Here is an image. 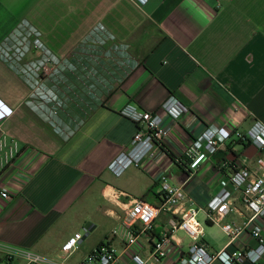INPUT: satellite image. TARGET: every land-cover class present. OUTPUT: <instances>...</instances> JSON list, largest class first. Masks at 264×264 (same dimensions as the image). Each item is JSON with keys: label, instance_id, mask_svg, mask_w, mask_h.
Listing matches in <instances>:
<instances>
[{"label": "crops", "instance_id": "obj_1", "mask_svg": "<svg viewBox=\"0 0 264 264\" xmlns=\"http://www.w3.org/2000/svg\"><path fill=\"white\" fill-rule=\"evenodd\" d=\"M23 22L41 33L45 54L32 58L50 56L58 70L54 80L60 81L74 53L96 55L99 64L88 70L95 75H67V111L54 124L32 106L29 83L0 56V104L10 110L1 124L22 148L13 166H0V184L11 193L9 200L0 199V243L61 259L63 243L82 231L66 264H79L102 245L114 248L124 264H135L112 229L125 219L132 199L158 205L164 198L161 177L167 175L201 208L202 240L210 251L223 250L229 237L210 222L208 203L233 164L254 169L261 150L252 143L230 144L191 173L185 149L208 126L245 131L256 120L264 123V0H150L145 6L135 0H0V43ZM173 95L190 112L175 123L165 115L173 132L155 157L113 174L109 163L129 147L137 129L119 110L133 103L160 111ZM234 196V209L222 223L245 220L240 192ZM170 219L161 211L133 248L146 264H181L188 251L192 238L178 229L167 256L152 255ZM258 224L264 235V217ZM257 243L249 228L227 250ZM255 264H264V256Z\"/></svg>", "mask_w": 264, "mask_h": 264}, {"label": "built area", "instance_id": "obj_2", "mask_svg": "<svg viewBox=\"0 0 264 264\" xmlns=\"http://www.w3.org/2000/svg\"><path fill=\"white\" fill-rule=\"evenodd\" d=\"M140 6H145L150 0H135ZM46 46L41 33L28 22L20 23L0 43V56L16 70L30 85V100L32 106L46 116L52 123L65 110L67 103L62 93L68 88L67 75L87 71L88 76L95 72L88 71L92 65L99 64L96 55L74 53L69 59L70 66L60 70V81L52 77L58 70L50 56L40 62L34 60L36 54H45ZM30 56V57H29ZM28 58H30L28 60ZM125 66V65H123ZM127 75V73H124ZM123 74V75H124ZM65 75V79H63ZM66 82V84H65ZM0 104V166L6 171L13 166L22 151L19 142L10 138L2 128V120L9 116L10 110ZM190 112V107L176 96H170L162 105L160 111L150 112L139 106L128 103L119 110L120 115L136 124V132L129 147L117 155L108 165L116 176H121L131 167H139L144 159L154 158L158 145L165 142L173 132L171 124L165 123V115L175 123L183 115ZM252 143L257 146L262 155L256 159V168L248 166L236 167L225 173L220 180L218 193L208 203L207 213L210 222L220 224L227 233V246L218 252H212L206 242L198 213L201 209L196 202L183 190L182 186L170 183L167 175L161 177L164 198L157 205L141 198L132 199L126 208V217L112 229V235L120 238L132 254L135 264H146V260L133 248L138 244L140 235L153 229L155 220L161 211L171 214L168 225L165 226L159 238L154 242L152 255L157 259L167 256L172 245V234L185 230L192 238L188 251L181 257V264H214L221 261L224 264L242 262L258 263L264 256V235L258 220L264 217V123L256 120L245 130L229 131L224 127L208 126L185 149V157L191 173L220 149L230 144ZM235 192H240L241 201L246 209L243 224L222 223L221 220L234 209ZM10 189L0 184V199L9 200ZM137 224L140 228H137ZM250 228L251 236L257 240L255 247H245L228 251L227 248ZM84 237L82 231L72 234L61 246V259L49 258L30 249L0 243V264H7L15 259H25V264H66L79 247ZM79 264H124L121 256L114 248L102 245L86 255Z\"/></svg>", "mask_w": 264, "mask_h": 264}, {"label": "trees", "instance_id": "obj_3", "mask_svg": "<svg viewBox=\"0 0 264 264\" xmlns=\"http://www.w3.org/2000/svg\"><path fill=\"white\" fill-rule=\"evenodd\" d=\"M184 166H185V168H187L188 170L190 169L189 166H188V164H185ZM232 167H233L234 169H236V165L233 164ZM189 171H190V170H189ZM163 194H164V193H163ZM157 196H158V197H161V194H157ZM208 223H209V222H208ZM0 262H2V258H1V257H0ZM244 263H245V262H244ZM253 264H255V263H253Z\"/></svg>", "mask_w": 264, "mask_h": 264}, {"label": "rangeland", "instance_id": "obj_4", "mask_svg": "<svg viewBox=\"0 0 264 264\" xmlns=\"http://www.w3.org/2000/svg\"><path fill=\"white\" fill-rule=\"evenodd\" d=\"M150 201H154V199L150 198Z\"/></svg>", "mask_w": 264, "mask_h": 264}]
</instances>
